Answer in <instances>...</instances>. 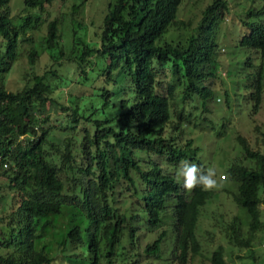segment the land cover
Returning a JSON list of instances; mask_svg holds the SVG:
<instances>
[{
	"label": "trees",
	"instance_id": "1",
	"mask_svg": "<svg viewBox=\"0 0 264 264\" xmlns=\"http://www.w3.org/2000/svg\"><path fill=\"white\" fill-rule=\"evenodd\" d=\"M180 1L114 0L102 17L99 45L79 40L82 55L96 51L109 57L103 80L123 85L98 88L102 109L119 108L92 117V111L77 105L78 95L69 105L51 95L49 68L23 72L19 89L4 87L3 74L17 59L19 41H30L27 30L41 19L26 12L14 23L8 0H0V189L9 194L0 213V264H55L58 254L77 264H187L193 257L226 264L222 244L207 250L195 234L200 207L211 190H183L175 169L183 160L198 162V148L190 135L183 136V124L195 108L201 118L210 117L214 96L205 80L219 71L212 33L228 5L211 0L185 36L159 42L170 26L189 27L176 19ZM23 2L42 10L50 0ZM262 12L264 4L248 13ZM45 15L41 39L50 65L70 60L60 44L61 20ZM243 24L247 30L238 44L260 52L261 58L249 91V115L262 88L264 25L253 20ZM26 54L30 65L38 57L33 45ZM49 104L68 110L63 128L48 123ZM6 112L16 113L19 124ZM79 118L91 122L92 129L82 126L75 143ZM260 134V148H251L236 134L240 155L226 168L236 185L232 199L250 219L243 236L233 214L224 221V237L231 247L247 251V264H264L251 248L254 234L264 231V130Z\"/></svg>",
	"mask_w": 264,
	"mask_h": 264
},
{
	"label": "rangeland",
	"instance_id": "2",
	"mask_svg": "<svg viewBox=\"0 0 264 264\" xmlns=\"http://www.w3.org/2000/svg\"><path fill=\"white\" fill-rule=\"evenodd\" d=\"M114 0H50L40 10L38 6L26 5L23 0H8L9 15L11 21L18 23L21 15L26 12L38 14L41 19L33 29L27 30L30 41L20 40L18 44L17 59L11 68L3 74L4 87L10 90L19 89L24 84L23 72L34 71L47 73V81L52 87L51 95L69 105L74 96L78 95L77 105L85 112L92 111V117H102L104 114L115 112L119 107L109 105L102 109L101 99L97 95L98 88L107 87L120 89L123 85L119 80L113 84L103 80V70L109 61L107 55H99L96 51L89 55L81 54V43L96 47L99 45V33L101 30L102 17L107 11L108 3ZM211 0H181L177 10L176 19L187 21L189 27L172 25L167 31L161 34L159 42L163 40H176L185 36L190 27L194 26L200 17V10ZM228 11L217 20L213 27L212 38L217 47V59L219 60V71L216 75L209 76L205 80L212 87L213 100L209 119L201 118L198 108L190 113V122L183 124V136L190 135L198 150L195 162L198 166L207 168L212 166L217 171V178L226 177L222 181L223 187L211 190L210 197L200 207L195 227V234L201 246L205 249H213L216 245L222 244L225 250L226 264H247L249 257L244 248L230 246L225 237L224 221L233 214L240 220V227L243 236L248 233V221L250 216L243 206L236 204L232 199V192L236 185L226 172L227 165L235 155H240V147L237 144L235 135L243 136L251 148L261 147V134L264 130V68L262 74V88L260 99L255 111L248 115L251 100L249 91L252 90V81L261 65L259 53L251 48L238 44L241 35L247 30L243 24L245 20H253L264 25V12L257 16L249 15V10L258 9L263 0H226ZM73 5H76L73 6ZM47 18L57 16L61 20L60 27L62 35L60 44L65 53L71 54L70 60L61 59L50 65L48 52L43 50L41 36L45 33V13ZM71 19V20H70ZM157 42V40H156ZM33 45L38 52V57L33 64L27 61L26 49ZM264 67V54H263ZM81 70H85L82 75ZM116 72V69H113ZM163 89V88H162ZM227 92V96L224 94ZM218 99H215V98ZM227 97V98H226ZM216 101H215V100ZM68 110L55 109L52 104L46 109L48 123L52 121L60 127L66 125L63 118ZM249 116V117H248ZM5 117L10 118L13 123L19 124V119L14 112H6ZM195 124V125H194ZM86 126L90 131L92 123L79 118L75 124V143H79L81 127ZM258 127V129L255 128ZM64 128L62 130H67ZM55 139L59 138L57 130H54ZM154 158L156 154H152ZM80 158V157H79ZM9 194L5 189H0V213L6 207ZM169 214V209L165 210ZM264 211V209H263ZM166 214L165 224L169 221ZM264 214V212H263ZM222 216V217H221ZM264 231L254 234L251 248L255 256L264 261ZM230 247V248H229ZM144 256L141 257V260ZM55 264H77L56 255ZM200 257H193L187 264H206ZM149 264H163V262H152Z\"/></svg>",
	"mask_w": 264,
	"mask_h": 264
},
{
	"label": "clouds",
	"instance_id": "3",
	"mask_svg": "<svg viewBox=\"0 0 264 264\" xmlns=\"http://www.w3.org/2000/svg\"><path fill=\"white\" fill-rule=\"evenodd\" d=\"M225 179L224 176L217 178V171L214 167L201 168L188 160L181 161L175 169L176 182L187 192L197 187L203 191L218 190L223 187L222 181Z\"/></svg>",
	"mask_w": 264,
	"mask_h": 264
}]
</instances>
